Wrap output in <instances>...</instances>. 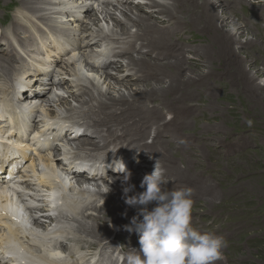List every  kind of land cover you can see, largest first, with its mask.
I'll use <instances>...</instances> for the list:
<instances>
[{"label":"bare ground","instance_id":"1","mask_svg":"<svg viewBox=\"0 0 264 264\" xmlns=\"http://www.w3.org/2000/svg\"><path fill=\"white\" fill-rule=\"evenodd\" d=\"M17 1L21 5L16 13L17 20L10 23L7 17L0 21V27L3 28L10 24L9 32L0 34V46L4 43L8 46L0 48V133L3 135V124L15 126L17 134H14V139L27 145L19 153L25 160L24 169L17 167L16 173L8 181L4 179L5 175L1 176L3 179L0 178V264L8 261L11 264H121V257L132 253L133 248L139 250V235L123 227L130 222L131 215H136V209L121 201L122 187L127 185L122 183L123 174L107 167L113 156L125 160L127 168L132 165L133 159L139 163L138 169L131 171L129 183L135 185V189L129 195L144 191L140 183L145 175V167L154 170L156 162L164 170V178H169L164 185L167 190L194 185L186 181L183 185L180 183L184 170H191L189 160L185 162V158L188 159L191 149L195 148L187 129L191 128L194 114L199 112L193 103L203 101L211 88V83L206 80L211 79L213 74L202 77L200 82L196 80L199 78L192 75H187L181 81L178 80L179 74L174 75L179 71L188 73L183 72L187 68L182 61L190 58L186 56L197 50L192 48L194 43L203 37L202 32L190 23L191 18H182L184 8L200 12L205 19L203 29L214 26L219 36L236 41L234 33L238 36L246 32L245 28L251 33L255 32L253 29L259 28L264 34V28L261 27L264 25V0L254 6L249 5L247 0H240L246 3L240 7L236 4L239 0H180L173 6L177 13L170 9V0H144L141 6L151 11L135 6L133 0L129 3L123 0ZM33 2L38 6L30 5ZM141 9L152 14L146 15ZM232 9L239 11L243 29L239 28V23H234ZM142 18L146 21H142ZM46 19L49 20V29L39 25L41 22L46 26ZM73 23L78 27L77 30L73 29ZM91 23L96 27H92L93 30L90 28ZM183 23L186 25L179 30ZM54 34H62L65 39L61 43V39ZM27 38L29 40L26 41ZM249 43L248 40L245 42ZM200 51L203 53V49ZM62 59L66 61L60 63ZM174 61H178L176 65L169 66ZM112 63L115 66L110 65ZM167 64L170 72L167 71ZM52 66H55L53 72L47 68ZM117 70L119 73H115ZM166 79H169L167 86L161 88L155 85L162 84ZM33 81H37L38 85ZM188 81H193L190 90L193 96L175 104L162 103L160 96L147 97L149 95L145 94L159 92L163 97L167 93L177 92L181 100L189 94L188 87H185ZM129 85L141 87L143 91H137L135 96L131 95V91L128 96L121 94ZM21 107L27 112H23ZM37 109L42 110L45 116H35ZM205 117L202 114L201 119ZM53 121L57 127H53ZM67 122L72 123L78 132L77 140H70L73 131L68 129L64 133L66 138H70L67 141L73 150L69 152L71 160L77 166L79 160L91 162L95 172L89 178L86 175L72 176L71 184H78L79 188L69 192L50 160L52 154L61 153L59 146H53L49 152L43 149L38 157L42 165L50 170L49 178L36 172L34 165L38 158L28 155L30 145H33L35 154L42 150L41 146L47 144L49 147L51 142L41 143V137L47 138L52 128H55L52 133L62 130ZM29 131L35 134L31 137ZM6 138L0 136L1 141L5 142ZM1 144L0 149L4 150ZM178 156L182 159L180 162ZM104 161L105 169L102 166ZM57 164L60 165V162ZM30 168L34 173L32 176L25 173ZM108 176L111 177V185L115 182L112 191L108 185L110 183H106ZM50 177L55 178V184ZM14 179L17 180L16 185H11ZM84 183L94 188L93 194L85 189L81 191ZM18 186L30 190L23 191L19 197L27 192L35 194L38 189L56 187L54 197L47 199L49 206L59 213L55 219L56 230L50 232L48 229L43 235L26 231L27 225L18 217L10 200L11 195H15L12 187ZM98 197L105 201L104 207L96 205L93 199ZM38 202L46 205V201ZM6 209L13 214L8 216L1 212ZM102 209L106 210V216L116 217L111 219L116 222L98 219L95 212L102 214ZM127 210H132V214L127 216L130 218H120ZM51 220L37 219L35 224L46 228L47 221ZM31 235L35 237L32 242L29 239ZM60 240L59 249L63 254L54 251L37 253L41 245ZM65 256H69L65 262L54 259ZM228 256L234 262L233 255ZM224 258L216 264H226ZM238 262L236 259L235 264Z\"/></svg>","mask_w":264,"mask_h":264},{"label":"rangeland","instance_id":"2","mask_svg":"<svg viewBox=\"0 0 264 264\" xmlns=\"http://www.w3.org/2000/svg\"><path fill=\"white\" fill-rule=\"evenodd\" d=\"M173 1L174 3L172 4ZM173 1L170 0L171 4L169 2V6L173 13H177L174 11L173 6L180 0ZM259 1L260 0H247V3L254 6V4H257ZM243 2L239 0L236 4L238 3V7H240V5L246 4ZM35 3L36 2H33L30 5L38 6ZM20 6L17 0H0V21L8 17L10 23H12L16 19V13L20 9ZM71 6L72 5H70V7ZM135 6L139 7V5ZM141 8L151 11L145 6H141ZM229 8H232V6H229ZM143 12L145 14L146 11ZM219 12L223 13L222 10ZM233 13L235 14L234 23H239V28L243 29L244 26H242L243 24L239 19V11L234 10ZM151 14V12H146V15ZM182 18L184 20L186 18H191L192 21H190V23L193 24L197 30L202 32L203 37L200 38V41L195 42L192 47L194 49L197 48V50L195 49L196 51L194 50L186 56L190 58H185V60L182 61L184 67L187 68V70L183 72L186 73L187 71L188 73L182 74V71H179L174 75L179 74L177 76L180 81L185 80L187 75H192V77L199 78L196 79L197 82H200L202 77L208 74L213 75L211 79L206 80V82L211 83V88L207 91V94H205L203 101H201V103H193V106H195V109L199 110V112L198 114H194L190 125L191 128L187 129V133L190 134V142L195 148L191 149L188 159L185 158V162L189 160L188 163L191 166V170L190 168L184 170L180 183L183 185L184 181H186L194 184L191 186L187 185L186 187L192 189V218H194V221L196 220L198 223L203 219L202 222L205 230L210 233H216V224H212L209 214H215L219 212V209L228 208L223 206H234L237 209H242L264 204V34H261L259 28L253 29L255 31L253 33L245 28L246 32L240 33L238 36L234 33L237 37L236 41H230L227 38H222V35L219 36L220 33L217 32L214 26L203 29L202 27L204 26L205 19L201 17L200 12L193 11L192 9L190 11L184 8ZM230 20L232 21V19ZM142 21L146 20L142 18ZM47 22H49L48 19L44 20L46 26L45 24H41V22L39 25H41L43 29H47L50 26L48 25L47 27ZM186 22L188 23L189 20L187 19ZM74 24L75 23H73V29L77 30L78 27L74 26ZM92 25L93 23H91L90 26L91 30L96 28ZM183 25H186V23L180 24L179 30ZM9 26L10 24H7L5 28L0 27V34L2 32L8 33ZM261 27L264 28V25ZM31 31L32 30H30V33ZM213 34L215 37H212ZM54 35H56L58 39H61V43L65 39V36L62 34L60 36L58 34ZM2 37L4 38V36ZM25 37L26 36H22V38ZM240 37L241 39L238 40ZM213 38H215V41H212L214 40ZM27 40H29V38H27L26 41ZM247 40L250 42L249 44H245ZM0 48H8V46L4 43ZM201 49H203V53L200 51ZM204 50L205 53L207 52L206 54ZM193 57H195V59ZM34 58L37 59L36 57ZM64 60L65 59H62L60 63L64 62ZM177 62L178 61H174L170 63L171 65L167 64V71L170 72L169 66L173 67ZM110 65L115 66L113 63ZM47 68L53 72L55 66ZM191 68L192 70H189ZM174 71H176V69H174ZM1 73L6 76L8 75L7 72L2 71ZM115 73H119L118 70ZM168 81L169 79H166L162 84H152L162 88L167 86ZM33 82L38 85L37 81ZM191 82L188 81L189 84L186 83L185 85V87H188L189 94H187L186 97H182L181 100V95L177 92L167 93L163 97L159 92L153 95L147 92L145 94L149 95L147 97L160 96L159 98L162 100V103L175 104L176 102H181L184 98L193 96V92L190 91L193 85ZM138 85L143 86V84ZM129 86V89L124 88L120 93L128 96L131 91V95L135 96L137 91L139 93L143 91L141 87L139 89V87L134 85ZM67 90L71 92L69 88H67ZM69 105L71 104L67 106ZM67 106L65 108H67ZM37 111L43 113L40 109H37ZM39 112H37L35 116H40L41 114ZM202 114L206 116L204 120L201 119ZM167 118H169V116H167ZM249 127L255 130L256 136L253 138L251 137V132L247 131ZM240 133L248 135L250 139L249 143L252 145L240 153L221 155L222 140L230 135ZM203 143H206V145H202ZM32 156L34 157V155ZM181 160V157L178 156V161L180 162ZM37 162L41 165L43 164L40 158H38ZM184 174L187 176L185 177ZM196 179L199 182H197ZM110 180L111 177H106V183ZM165 180L168 181L169 178L165 177ZM109 183V188L112 191L115 182H112V185L111 182ZM199 192H201L202 195ZM153 205L155 204L149 205V210H151V207H154ZM102 210H104L102 214L95 212L98 219L108 222L112 221V218H116L109 215L106 216V210ZM131 214L132 210H127V216ZM132 216L133 215H131V217ZM123 217L125 216H121L120 218ZM233 239L234 238H231V240ZM227 244V248L223 250L226 264H235L236 259L243 264H264V229L252 230L247 234H243V236L236 237L233 242H227ZM229 254L230 256L233 255L234 262L228 256ZM240 262H238V264Z\"/></svg>","mask_w":264,"mask_h":264},{"label":"clouds","instance_id":"3","mask_svg":"<svg viewBox=\"0 0 264 264\" xmlns=\"http://www.w3.org/2000/svg\"><path fill=\"white\" fill-rule=\"evenodd\" d=\"M102 166L106 168L105 161ZM107 167L123 173L122 183L127 186L122 187V199L136 209V215L123 226L139 235V250L133 248L126 256L127 264H216L223 260L228 246L224 237L202 233L192 225V189L167 190L164 170L156 162L154 170L141 180L144 191L129 195L135 185L129 183L132 173L123 159H113ZM122 215L126 217L127 211Z\"/></svg>","mask_w":264,"mask_h":264}]
</instances>
